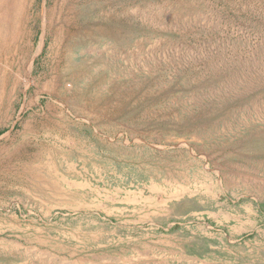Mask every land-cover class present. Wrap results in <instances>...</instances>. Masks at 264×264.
<instances>
[{
	"label": "rangeland",
	"instance_id": "rangeland-1",
	"mask_svg": "<svg viewBox=\"0 0 264 264\" xmlns=\"http://www.w3.org/2000/svg\"><path fill=\"white\" fill-rule=\"evenodd\" d=\"M0 264H264V0H0Z\"/></svg>",
	"mask_w": 264,
	"mask_h": 264
}]
</instances>
